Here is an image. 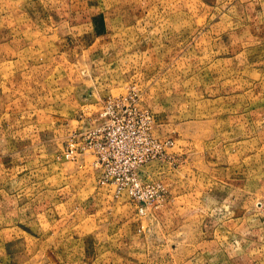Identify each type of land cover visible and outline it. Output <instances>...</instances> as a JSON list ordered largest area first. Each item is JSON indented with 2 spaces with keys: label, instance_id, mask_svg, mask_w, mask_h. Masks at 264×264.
<instances>
[{
  "label": "rangeland",
  "instance_id": "1",
  "mask_svg": "<svg viewBox=\"0 0 264 264\" xmlns=\"http://www.w3.org/2000/svg\"><path fill=\"white\" fill-rule=\"evenodd\" d=\"M74 4L0 0V264H264V0H91L93 52L45 21ZM132 89L173 141L138 170L163 187L144 214L93 153L63 156Z\"/></svg>",
  "mask_w": 264,
  "mask_h": 264
},
{
  "label": "built area",
  "instance_id": "2",
  "mask_svg": "<svg viewBox=\"0 0 264 264\" xmlns=\"http://www.w3.org/2000/svg\"><path fill=\"white\" fill-rule=\"evenodd\" d=\"M138 97L136 89L109 96L99 112V123L74 132L63 156L73 159L78 152L93 153L96 164L103 169V183L115 185L117 197L130 196L138 204L139 213L144 214L147 204L159 196L163 187L142 182L138 170L164 157L173 141L155 134V116L147 108L139 107Z\"/></svg>",
  "mask_w": 264,
  "mask_h": 264
},
{
  "label": "crops",
  "instance_id": "3",
  "mask_svg": "<svg viewBox=\"0 0 264 264\" xmlns=\"http://www.w3.org/2000/svg\"><path fill=\"white\" fill-rule=\"evenodd\" d=\"M90 1L91 0H71V3L72 2L75 3L74 4L75 10H76L75 16H70V13H68V12L66 14L65 13L60 14V12H53L52 14H48L49 16H47L45 21L51 27V29H50L51 30L50 33H52L51 35L53 37H56V40H60L62 38V36L60 35V29L62 27L64 28L65 27L64 24H66L72 30L73 29L80 30V36L81 37L79 39H81L84 42V44L86 41V44L84 45L85 47H83V48H87L91 52H93V49H94L93 38L94 37L97 38V37H100L102 35L106 36L107 33H109L108 30L110 29V26H109V18L104 13H101V12H103V10H102L103 8H101L100 12H95V13H91V14L87 13L85 15L83 14L84 12H88L89 10H85V11L81 10L82 9L81 5H83V8H85V5L87 8H89ZM99 4H101V3L99 2ZM77 5H80L79 6L80 8L77 7ZM78 9H80L81 11H79ZM70 21H73V23H75V21H77L78 24L75 23V24L71 25ZM100 29H101V31H100ZM47 36H50V34H48ZM60 47H61V42L60 41L58 43L56 42V48L58 51H61ZM52 51H56V50H50L49 48H47V50L43 49V52H46L49 54ZM99 112L96 114V117H99L98 116ZM40 211H44V209L40 208ZM38 214H40V212H38ZM39 222L41 225H45L47 227L52 226L51 225L52 223H50L46 219H45V221L39 220ZM62 254L63 253H61V252H58L56 254H51V252H50V254H49L50 261L48 264H78V263L79 264H85L82 258L79 260L77 258H70L68 256L69 254H71L70 252L67 255H65V254L62 255ZM92 258H93V256H91V259ZM96 259L102 260L100 257H97ZM74 260H76V261H74Z\"/></svg>",
  "mask_w": 264,
  "mask_h": 264
}]
</instances>
